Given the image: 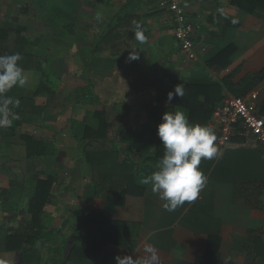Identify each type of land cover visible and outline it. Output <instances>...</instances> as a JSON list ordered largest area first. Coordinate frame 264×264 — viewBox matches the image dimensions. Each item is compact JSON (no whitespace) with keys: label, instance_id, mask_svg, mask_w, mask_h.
<instances>
[{"label":"crops","instance_id":"0c3cea01","mask_svg":"<svg viewBox=\"0 0 264 264\" xmlns=\"http://www.w3.org/2000/svg\"><path fill=\"white\" fill-rule=\"evenodd\" d=\"M168 1L39 0L50 4V21L54 16L63 28L69 26L61 40L66 62L50 66L52 73L42 70L52 94L36 98L30 85L5 93L18 104L9 106L10 126L0 127V264H116L117 255L135 260L145 255L147 246L155 248L159 264H192L205 254L210 237L221 241L219 264H264V148L248 134L234 137L217 158L202 159L204 188L194 202L173 212L143 183L160 161L151 160L145 174L136 173L145 190L128 194L123 204L110 192H121L125 183L109 180V193L97 191L98 167L86 155L90 147L98 148L99 141L101 147L112 143L119 161L138 165L149 153L153 156L155 122L165 108L182 111L189 119L190 110L177 105L180 98L166 103L177 84L224 78L238 84L264 70L263 8L248 13L233 8L231 0H181L195 24L198 57L192 60L175 36ZM17 2H0V29L8 25L17 33L22 26L24 52L45 58L50 48L23 34L29 28L17 23L20 14L8 17L6 10ZM136 24L147 38L144 43L135 39ZM131 49H139L140 58L129 63ZM222 52L230 54L228 67L225 59L213 62ZM256 85L245 94L259 90L261 107L264 82ZM228 94L234 95L224 87L216 106ZM132 147L140 148L137 161ZM43 180H52L53 187L39 231L26 225ZM99 211L131 225L128 233L137 240L135 249L108 243L96 260H71L87 215ZM88 228L85 236L93 239L95 227ZM34 237L36 250L30 252Z\"/></svg>","mask_w":264,"mask_h":264},{"label":"trees","instance_id":"16d2710c","mask_svg":"<svg viewBox=\"0 0 264 264\" xmlns=\"http://www.w3.org/2000/svg\"><path fill=\"white\" fill-rule=\"evenodd\" d=\"M230 5L233 8L243 10L248 13H253L257 8L264 9V0H231ZM22 30V26H17L16 33L12 27L8 25L2 26V28L0 29V56L20 53L22 59L18 61V64L23 69V72L27 78L25 85L34 86L36 90V98H38L42 94H46V96L52 94L53 91L49 87V79L43 72L38 73L39 77L35 76V81H38L37 84L33 79V73L38 72L35 70L37 68L36 65H38L39 62H37L38 60L36 57L24 52L23 46L25 45V43L24 40H22L23 38L20 36ZM12 34L16 36L15 39ZM219 55L213 59V62L217 64L220 61L222 62V59H225L226 61L224 66L228 67V57L230 54L227 52H222ZM262 81L264 82V70H262L258 74L246 76L238 84H234V82L230 78H224L223 81L215 83L182 82L180 85L183 87L185 94L183 98H180L177 101V105L181 104L182 106L190 110V123L207 125V122L211 118L216 104L222 99V91L224 87H227L228 90L231 91L234 95H243L247 91L252 90L253 87L257 88L258 85L256 84ZM171 110H173V108H165L164 113L166 111L171 112ZM261 112L264 115V97L261 103ZM162 116L163 114L159 115L158 118H156V125H159V123H161ZM89 131L90 130H88V132ZM98 134L102 135V133L99 132ZM101 142L102 141H99L98 148L90 147L86 153L88 160L92 162L96 167H98V193H101V191L109 193L107 182L109 180H112V182L114 183L123 182L126 184L127 188L122 190L121 192H116L115 190L110 189L113 190L110 193L114 198L117 199V202L120 204H123L125 202L126 196L128 194H142L145 190V187L139 186L136 179V173L143 172L145 174L147 169L150 167L148 165L149 161H160L163 157L165 149L163 144H161L159 137L155 144L153 156L144 157L138 165L133 161H130L129 159L119 161V158L117 157V155H115L116 152H114V150L112 149H108L107 145L101 147ZM119 172L121 173V175L119 174ZM118 175L119 178L114 177ZM106 185L107 188L104 187ZM52 187V180L40 181L37 194L33 199L30 208L32 219L28 223V225H26L29 226V228H37L39 231H41L40 222L44 215L45 207L52 197ZM84 226L86 227L84 228V230H81L82 234L80 235V239L76 241V244L74 245L70 253L71 260H96L100 257L102 251L108 243L117 244L130 250H134L137 245V240L132 237L131 233H128V228L131 225L129 223L116 221L109 214L103 211L94 212L93 214L87 215ZM90 226L95 227L96 231L95 237H93V239H91L90 237L87 238L85 236L88 230H90L88 228ZM30 239L31 238H29V240ZM35 241L36 237H34L32 242L29 241V243L31 244V247L29 248L30 252L36 250ZM8 242L10 244L9 249L15 247L13 245V237H9ZM220 245L221 241L218 237H210L205 254L201 257H198L192 264H219L218 252L220 249ZM18 249L20 250L21 248L19 247Z\"/></svg>","mask_w":264,"mask_h":264},{"label":"clouds","instance_id":"9594fccd","mask_svg":"<svg viewBox=\"0 0 264 264\" xmlns=\"http://www.w3.org/2000/svg\"><path fill=\"white\" fill-rule=\"evenodd\" d=\"M96 18L100 20L101 16L97 14ZM134 35L138 42H146L139 24L135 25ZM139 52V49H131L126 62L139 60ZM21 59L20 53L0 56V127L10 126L9 106L18 104L5 93L14 86L23 87L26 84L27 78L18 64ZM184 94L183 87L177 84L174 90L167 93L166 103L171 104L175 98H183ZM157 135L164 146V155L157 169L147 175L143 183L151 185L152 192L164 201L162 206L166 211L173 212L198 198L206 183V177L199 167L201 161L217 158L219 150L214 130L190 123L182 111H166L157 127ZM115 261L116 264H159V256L154 247L147 246L145 255L140 258L134 260L131 256L117 255Z\"/></svg>","mask_w":264,"mask_h":264},{"label":"built area","instance_id":"2783aa9c","mask_svg":"<svg viewBox=\"0 0 264 264\" xmlns=\"http://www.w3.org/2000/svg\"><path fill=\"white\" fill-rule=\"evenodd\" d=\"M168 8L174 20V33L182 51L190 59H197L195 24L189 18L181 0H169ZM259 90L245 95L228 94L213 112L208 127L214 130L219 152L238 135H250L264 148V115L260 107Z\"/></svg>","mask_w":264,"mask_h":264},{"label":"rangeland","instance_id":"374dc122","mask_svg":"<svg viewBox=\"0 0 264 264\" xmlns=\"http://www.w3.org/2000/svg\"><path fill=\"white\" fill-rule=\"evenodd\" d=\"M2 1L4 2V0H0V2H2ZM13 1L14 0H9V1L5 0V2H7V3H12ZM4 5L6 6V4H4ZM14 6L15 7H13V8L10 7L12 10H8V9L6 10V12L10 13V15H8V17L19 13L20 17H18L16 19L17 23L21 24L23 26H27V28H29L28 31L24 32L23 34H26L25 36H29L33 40H38V39H40V41L43 40L45 42L46 47L50 48V51L48 52V54H44L45 58H42V56H40L41 59H37L38 60L37 62H39V64L36 65L37 68L35 71H38V72L33 73L34 74L33 79L35 81L36 80L35 76L39 77V74H38L39 72H43L44 69H47L45 71V73L48 74L51 72L50 66H52V65L55 66V64H61L63 62H66L65 61L66 59H64V54H62V53H64L62 51L64 49L61 48V45L63 44L61 42V40L64 38L65 34L68 32L69 26H68V30L66 28H63V24L62 23L60 24V22L54 16H53V19H51V21H50V18H48V17H51L50 16V10L51 9H48V8H50L49 7L50 4L47 2L43 3V2H39V0H37L36 2L34 0H19V2H17V5H14ZM13 20H14V17H13ZM45 27H47V28H45ZM48 27H49L50 31H48ZM43 30L46 33H43ZM49 35H51V36H49ZM13 36H14V38H16L15 35H13ZM69 38H70L71 42L76 41V38H74L73 36H71V37L69 36ZM72 48H74V45ZM60 50H61V53H60ZM69 61H70V64L72 65L71 69H74L73 58L69 59ZM67 64H68V62H67ZM58 74H59V72H58ZM61 74H62V72L59 74V76ZM35 83L37 84L38 81H35ZM107 145H110L111 148H109L110 146L109 147L107 146V148L114 150V152H116L115 155H117V157H119V152L116 150L114 144L109 143ZM137 149H140V148H138V147L137 148H135V147L131 148V150H132L131 152L133 153L132 158H134V160H136V161H137V159H139L141 157L139 154V151ZM135 152H137V154H135ZM150 154L151 153H149L147 156H149Z\"/></svg>","mask_w":264,"mask_h":264}]
</instances>
